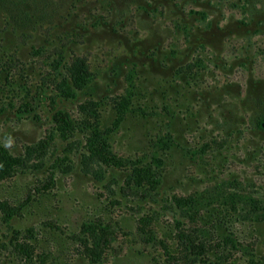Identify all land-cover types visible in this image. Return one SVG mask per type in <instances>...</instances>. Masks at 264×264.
I'll list each match as a JSON object with an SVG mask.
<instances>
[{
  "label": "rangeland",
  "instance_id": "374dc122",
  "mask_svg": "<svg viewBox=\"0 0 264 264\" xmlns=\"http://www.w3.org/2000/svg\"><path fill=\"white\" fill-rule=\"evenodd\" d=\"M207 192L190 264H264V0H0V264H178Z\"/></svg>",
  "mask_w": 264,
  "mask_h": 264
},
{
  "label": "trees",
  "instance_id": "16d2710c",
  "mask_svg": "<svg viewBox=\"0 0 264 264\" xmlns=\"http://www.w3.org/2000/svg\"><path fill=\"white\" fill-rule=\"evenodd\" d=\"M59 64L61 63H58V65ZM87 75L88 71L85 67L84 62H80L74 65L72 77L76 83H85ZM54 119L60 125H65L67 127L71 125L69 116L64 111H58L55 114ZM261 128H263L262 125ZM103 152L105 151L95 150V153L97 155H102ZM129 181L131 183V188L140 192L144 197L149 194L144 190L147 185H152V174H149V170L144 171L143 173L139 172V174L137 173L131 175ZM212 202V194L208 192L197 197L191 196L189 198H182L178 200L177 206L178 209H180L181 217L176 219L177 224H181V220L185 218L191 220L190 227H179L180 229L178 233V242L179 246H181V256L179 258H176L179 259L178 264H190L199 260L205 263L208 260H211L212 256L218 253L219 249L222 246H230L234 250H239L241 248L240 241H238L233 233L230 232L227 235H224L223 243H219L217 241L214 242V239H211L207 236V231H204L203 228H200L199 225L196 224L195 220L196 218L200 219L203 207L205 208L206 206L211 205ZM245 202L246 204H248L249 208L250 206H252L253 208L258 207L256 201L254 202L253 200H251L250 203L246 200ZM250 216H253L255 222L259 224L264 223V206H262V209L258 213ZM247 218L249 219V217ZM7 220H10V217L7 216ZM99 228L102 231L94 232L92 234V245L90 247H87L88 258L90 259V262L92 264H99L102 261L104 254L108 250V247L114 241V237L109 233L108 227H102L101 225H99Z\"/></svg>",
  "mask_w": 264,
  "mask_h": 264
},
{
  "label": "clouds",
  "instance_id": "9594fccd",
  "mask_svg": "<svg viewBox=\"0 0 264 264\" xmlns=\"http://www.w3.org/2000/svg\"><path fill=\"white\" fill-rule=\"evenodd\" d=\"M11 141H9V145H10Z\"/></svg>",
  "mask_w": 264,
  "mask_h": 264
}]
</instances>
